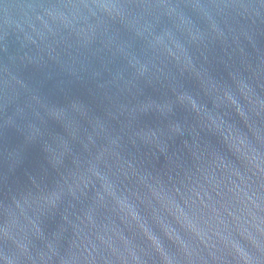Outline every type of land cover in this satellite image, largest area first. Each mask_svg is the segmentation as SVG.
I'll return each instance as SVG.
<instances>
[{
	"label": "water",
	"instance_id": "water-1",
	"mask_svg": "<svg viewBox=\"0 0 264 264\" xmlns=\"http://www.w3.org/2000/svg\"><path fill=\"white\" fill-rule=\"evenodd\" d=\"M0 264H264V0H0Z\"/></svg>",
	"mask_w": 264,
	"mask_h": 264
}]
</instances>
